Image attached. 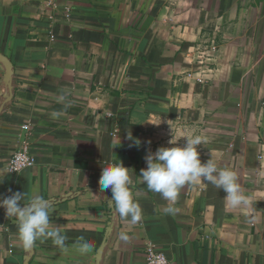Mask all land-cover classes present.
Here are the masks:
<instances>
[{"label": "crops", "instance_id": "crops-1", "mask_svg": "<svg viewBox=\"0 0 264 264\" xmlns=\"http://www.w3.org/2000/svg\"><path fill=\"white\" fill-rule=\"evenodd\" d=\"M0 52L14 69L10 86L0 61V199L43 197L67 236L31 254L0 207V264H146L149 242L171 264H264V0H0ZM192 135L202 162L237 173L247 205L203 180L174 203L141 183L147 155ZM26 140L35 163L11 173ZM119 159L136 224L99 192Z\"/></svg>", "mask_w": 264, "mask_h": 264}, {"label": "clouds", "instance_id": "clouds-1", "mask_svg": "<svg viewBox=\"0 0 264 264\" xmlns=\"http://www.w3.org/2000/svg\"><path fill=\"white\" fill-rule=\"evenodd\" d=\"M59 101L65 99L60 96ZM186 144L180 146L173 138L169 143L173 146H160L154 153L146 157L147 167L141 169V183L155 193H159L166 201L174 203L180 190L187 184L200 183L201 180L214 185L222 190L225 195L227 207L239 208L248 204V197L243 193L238 182L237 173L231 168H221L209 158L202 162L197 146L204 143L200 136H184ZM135 143L139 145V141ZM130 168L126 167L119 159L115 163L104 165L99 179V192L111 191V206L122 219L136 224L141 220L142 210L131 191L132 179ZM11 191V190H9ZM25 201L24 192H14L11 196L0 199L7 217L17 220V236L26 251H31L37 241L51 240L53 245L63 249L67 236L59 228H52L50 215L52 212L48 200L34 196L21 206ZM176 209L166 207L167 214H175ZM120 238L127 240L128 236L120 233ZM79 251L86 254L92 251L93 245L83 237L79 238Z\"/></svg>", "mask_w": 264, "mask_h": 264}, {"label": "built area", "instance_id": "built-area-1", "mask_svg": "<svg viewBox=\"0 0 264 264\" xmlns=\"http://www.w3.org/2000/svg\"><path fill=\"white\" fill-rule=\"evenodd\" d=\"M70 11L66 10V16H69ZM212 49L217 47V43L212 41L210 44ZM202 60V59H200ZM192 75V74H188ZM24 128L28 129L29 125H24ZM35 160L30 151V143L28 140L21 142L16 150L13 152L11 159L8 163V170L11 173H17L24 168L34 165ZM145 260L146 264H171L166 254L160 251L153 243L149 242L145 245Z\"/></svg>", "mask_w": 264, "mask_h": 264}, {"label": "water", "instance_id": "water-1", "mask_svg": "<svg viewBox=\"0 0 264 264\" xmlns=\"http://www.w3.org/2000/svg\"><path fill=\"white\" fill-rule=\"evenodd\" d=\"M0 61L4 64V66L6 68V73H5V76H4V81L6 83L10 84V86H11L12 77H13V73H14L13 63L10 60V58L8 56H6L5 54H3L2 52H0ZM32 253H33V249L31 250V254ZM25 264H28V261Z\"/></svg>", "mask_w": 264, "mask_h": 264}]
</instances>
